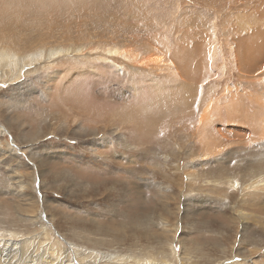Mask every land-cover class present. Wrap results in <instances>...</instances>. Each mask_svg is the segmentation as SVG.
<instances>
[{
    "label": "rangeland",
    "instance_id": "obj_1",
    "mask_svg": "<svg viewBox=\"0 0 264 264\" xmlns=\"http://www.w3.org/2000/svg\"><path fill=\"white\" fill-rule=\"evenodd\" d=\"M75 1L0 0V48L160 57L154 72L82 52L0 69L1 263L51 246L54 264H264V68L247 60L264 0Z\"/></svg>",
    "mask_w": 264,
    "mask_h": 264
},
{
    "label": "bare ground",
    "instance_id": "obj_2",
    "mask_svg": "<svg viewBox=\"0 0 264 264\" xmlns=\"http://www.w3.org/2000/svg\"><path fill=\"white\" fill-rule=\"evenodd\" d=\"M45 1H48L47 3L48 4H51L52 6H58L59 4H61L62 3V0H45ZM112 1H114V0H112ZM116 1V0H115ZM44 2V1H43ZM80 0L79 1H75L74 2V4L75 5H82L83 4V2H80ZM91 3H92V1H90ZM90 2L87 4V7H89V5H90ZM130 2V1H129ZM248 2H250V1H248ZM110 3V2H109ZM123 3V2H122ZM96 5H98V6H101V7H106V9H113V11H115L117 8H119V7H116V9L114 10V8L113 7H110V6H108L105 2H104V0H100V1H98L97 3H95ZM73 4H71V6H72ZM25 6V5H24ZM23 6V7H24ZM30 6V5H29ZM71 6H69V7H71ZM19 8V7H18ZM58 8V7H57ZM56 8V9H57ZM92 8H95V6H92L91 7V9ZM138 8V7H137ZM26 9H29V8H26ZM38 9V8H37ZM52 9V8H51ZM50 9V10H51ZM84 9V8H83ZM91 9H89V10H91ZM121 9V8H120ZM119 9V10H120ZM31 10V9H30ZM41 10V9H40ZM60 10V9H59ZM80 10V9H79ZM92 10H94V9H92ZM11 11V10H10ZM32 11V10H31ZM88 11V10H87ZM117 11V10H116ZM126 11V10H125ZM1 12V11H0ZM47 12V11H46ZM105 12V11H104ZM249 12V11H248ZM4 13V12H3ZM18 13V12H17ZM48 13V12H47ZM47 13H46V15H47ZM95 13V12H94ZM13 13H9V14H7L6 15V17H7V19L12 15ZM53 14V13H52ZM112 14H114V12L112 13ZM5 15V14H4ZM19 15V14H18ZM50 15V14H49ZM103 15H106V16H111L110 14H109V12L107 11V12H105V13H103ZM103 15H101V16H103ZM115 15V14H114ZM262 15V14H261ZM260 15V16H261ZM53 16V15H52ZM54 16H55V14H54ZM100 16V17H101ZM264 16V15H263ZM46 17V16H45ZM1 18H3L4 20H2ZM12 19H14V18H12ZM42 19V18H41ZM44 19V18H43ZM24 20V19H23ZM4 21H6V19L3 17V16H1L0 17V24H1V22H4ZM45 21V20H44ZM63 21V20H62ZM61 21V22H62ZM8 22V21H7ZM38 22V21H37ZM15 23H17V22H15ZM111 23V22H110ZM27 24V23H26ZM43 24V23H42ZM50 24V23H49ZM101 24V23H100ZM113 24H115V23H113ZM112 24V25H113ZM5 25H10V23H5ZM4 25V26H5ZM12 25V24H11ZM17 25V24H16ZM110 25V24H109ZM36 26V25H35ZM42 26V25H41ZM46 26V25H45ZM113 26H115V25H113ZM134 26V25H133ZM58 27V26H57ZM112 27V26H111ZM255 27V26H254ZM6 28V27H5ZM36 28V27H35ZM49 28V27H48ZM55 28V27H54ZM124 28H129V30L130 31H134L133 30V28L131 27V26H128V27H124ZM258 28V27H257ZM50 29V28H49ZM264 29V28H263ZM39 30V29H38ZM41 30H43V29H41ZM45 30V29H44ZM137 30V29H136ZM257 30V29H256ZM261 32H264V30H260ZM33 34V33H32ZM122 33L121 32H119V31H117L116 33H114V34H112L111 35V37H110V40L112 39L113 41H116V40H114V39H117V38H119L120 37V35H121ZM124 34V33H123ZM131 35V34H130ZM129 35V36H130ZM135 35V34H134ZM59 36H60V34H59ZM127 36V35H126ZM55 37V36H54ZM56 37H58V36H56ZM138 37V36H137ZM261 37V36H260ZM38 38V37H37ZM43 38V37H42ZM126 38H128V37H124L123 38V40L122 41H125L126 40ZM262 38V37H261ZM53 39V38H52ZM129 39H131V38H128L127 40H129ZM148 39V38H147ZM158 39V38H157ZM119 40V39H118ZM134 40V39H133ZM81 41V40H80ZM143 41V40H142ZM109 42V41H108ZM128 42V41H127ZM131 42V41H130ZM129 42V43H130ZM135 42V41H134ZM134 42H133V44H134ZM136 42H137V40H136ZM136 42H135V44H136ZM141 42V41H140ZM146 42V41H145ZM150 43H151V41H149ZM81 43H83V41L81 42ZM116 43V42H115ZM124 43V42H123ZM257 43H259V42H257ZM43 44V43H42ZM112 44V43H111ZM118 44H119V42H118ZM128 44V43H127ZM127 44H126V47H115V45L114 46H110V47H108V48H105L104 50L106 51V52H103L102 53V51L100 52V50H97L98 52L96 53V54H92V52L89 50V48H87V49H83V47H75V48H73V47H62V50L61 49H59L60 47H54L53 49L51 48L50 50H49V48H48V50H47V52L46 53H44V48L42 49L43 51H41V50H39V51H35V49H34V51L35 52H32V53H30V54H28V55H26V56H24L25 54H27V53H18V52H13L12 50H8V48L7 49H1L0 48V69L1 68H3V70H10L12 73H16L17 72V74H19V73H21V74H23V72H25L26 70V66H28L29 68H33V66H37V64L39 63V60H41V59H48L49 58V56H55V55H58V54H64L65 56H71L72 58L73 57H75L76 56V54H78V53H80V52H82V54H83V56H85V57H90V56H92V55H95V57L94 58H100V56L102 55V56H104V58L105 59H103V61L105 60H108V61H111V62H113V61H117V60H114L113 58L112 59H110L109 57H111V55H117V56H120L121 58H126V59H124L125 61H126V63H123V64H128L133 70H136V71H138V70H143V69H145V70H149V69H151L153 72L154 71H156V69L154 68V63H155V61H157V60H155V57L154 56H159V54H157V53H152L149 57H148V59H147V61L145 60V62H143V63H141V64H139V63H137V61L136 60H138V56L137 57H135L134 56V54H133V49H131L130 47L131 46H127ZM132 44V45H133ZM140 44V43H139ZM145 44V43H144ZM148 44V43H147ZM41 45V44H40ZM146 45V44H145ZM259 45V44H258ZM264 45V44H263ZM102 46V45H101ZM123 46V45H122ZM125 46V45H124ZM147 46V45H146ZM164 46V45H163ZM244 46V45H243ZM53 47V46H52ZM98 47H100V46H98ZM259 47V46H258ZM192 48V47H191ZM252 48V47H251ZM46 49V48H45ZM100 49V48H99ZM250 49V48H249ZM249 49L247 48V52L249 51ZM102 50V49H101ZM243 53H242V51L240 52V56L241 57H245V56H247V55H245L246 53L244 52V47H243ZM251 50V49H250ZM85 51V52H84ZM252 51V50H251ZM31 52V51H30ZM204 52H205V50H204ZM258 52V53H257ZM256 53H257V55L256 56H253V57H248V58H251V59H247L248 60V62H250L251 63V65H252V61H254V59L257 61L255 64H256V66H255V69H254V71L256 72L257 71V69L258 70H261V68H264V50H263V48L262 49H260L259 51H257ZM44 53V54H43ZM139 53V52H138ZM165 52L163 51V54H164ZM203 53V52H202ZM250 53V52H249ZM248 53V54H249ZM237 54V53H236ZM252 54V53H251ZM74 55V56H73ZM165 55V54H164ZM255 55V54H254ZM130 56H132L133 57V60H131V58H130ZM140 56V55H139ZM196 56V55H195ZM214 56V55H213ZM93 57V56H92ZM141 57H142V55H141ZM140 57V58H141ZM160 57V56H159ZM162 57V56H161ZM184 57V56H183ZM65 58V57H64ZM137 58V59H136ZM143 58V57H142ZM237 58V57H236ZM240 58V57H239ZM238 58V59H239ZM120 59V58H119ZM123 59H121V60H123ZM161 59V58H160ZM185 59H187V58H185ZM58 60H59V58H58ZM142 60V59H141ZM241 60H243V59H241ZM49 61H50V63L52 64L53 63V61H55V59H49ZM175 61H179V59H175ZM186 61V60H185ZM244 61H246V60H244ZM243 61V62H244ZM45 62L47 63V61L45 60ZM150 62H152V63H150ZM188 62V61H187ZM44 63V62H43ZM139 64V65H138ZM163 64V63H162ZM161 64V65H162ZM259 64H261V66H259L258 68H257V66L259 65ZM39 65V64H38ZM158 65H160V63L158 64ZM187 65V64H186ZM249 65V64H248ZM254 65V64H253ZM42 66V65H41ZM157 66V65H156ZM192 66V65H191ZM158 67H160V66H158ZM176 68H177V66H175ZM254 67V66H253ZM165 69V68H164ZM240 69H241V66H240ZM239 69V70H240ZM161 71V70H160ZM2 71H0V73H1ZM158 73V72H157ZM16 74V75H17ZM176 74V73H175ZM242 74H244V76L246 75L247 77L249 76V74H253L252 72H251V70H250V68L248 67V68H246L245 70H242ZM3 76H4V74H3ZM5 77V76H4ZM15 77V76H14ZM17 78V77H16ZM242 79V78H241ZM242 81V80H241ZM192 89V88H191ZM181 92V91H180ZM186 97H187V95H186V93H182V100H184V99H186ZM244 106V104H240V106L238 105V106H236V105H234L233 106V108L234 109H236V107H239L238 109H241L242 107ZM189 107V106H188ZM237 110V109H236ZM119 114V113H118ZM121 114V113H120ZM245 114V113H244ZM219 138V137H218ZM219 142H220V139H214L213 140V142H209L208 143V145L209 146H211V147H213V148H216L217 146H219ZM213 153V152H212ZM252 185V184H251ZM253 185H255V182H253ZM10 244V243H9ZM11 246H9L8 244L6 245L7 247H5V249L2 251L3 253H4V256L5 257H7V256H9V254H10V252H11V256H13L15 253H13V251L14 250H18V252L17 253H20L21 254V256H22V254H23V252L25 253V251H27V249L29 248V241L28 240H26V241H24L23 243H19V242H13L12 244H10ZM18 247V248H17ZM45 246H40L39 247V251L40 250H43V248H44ZM148 248V247H147ZM6 250V251H5ZM23 250H25V251H23ZM149 251V250H148ZM198 252V251H197ZM49 253H50V255H55L56 254V256H58L59 254H61V251H60V253H57V252H55V249L53 248V247H46V251H45V253L43 254V255H41V256H34L33 254H31V255H33L32 256V262H34V264H36V263H38V262H40V260H41V262H43V263H46V264H54L55 263V261L54 260H49L48 259V256H49ZM78 253L79 254H81L79 251H78ZM91 254H94V251H91L90 252ZM148 253L149 252H147L146 251V255L148 256ZM2 254V253H1ZM28 254H30V253H28ZM27 254V255H28ZM83 254H84V252H83ZM19 255V254H18ZM86 255V254H85ZM100 255V254H99ZM155 255V253L154 252H152V255H151V258L153 259V256ZM60 256V255H59ZM3 257V256H2ZM41 257V258H40ZM97 257V256H96ZM27 258H29V257H27ZM191 258V257H190ZM97 259V258H96ZM117 259V258H116ZM124 259H129V257H124ZM144 259H146V258H144ZM69 260V259H68ZM141 260H139V259H133V262L134 263H136V264H140L141 262H140ZM61 262V261H60ZM67 262H69V261H67ZM66 262V263H67ZM71 262V261H70ZM64 263V262H63ZM126 263H129V262H126ZM193 263H195V262H193ZM0 264H3V262L1 263V261H0ZM32 264V263H31ZM149 264H150V262H149Z\"/></svg>",
    "mask_w": 264,
    "mask_h": 264
}]
</instances>
